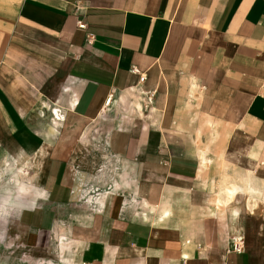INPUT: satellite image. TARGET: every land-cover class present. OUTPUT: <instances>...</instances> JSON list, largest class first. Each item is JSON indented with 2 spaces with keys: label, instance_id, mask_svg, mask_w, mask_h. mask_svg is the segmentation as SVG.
Segmentation results:
<instances>
[{
  "label": "crops",
  "instance_id": "crops-1",
  "mask_svg": "<svg viewBox=\"0 0 264 264\" xmlns=\"http://www.w3.org/2000/svg\"><path fill=\"white\" fill-rule=\"evenodd\" d=\"M94 142L120 188L69 241L77 264H264V196L219 192L249 170L264 187V0H0V229L51 248ZM132 183L155 210L127 206Z\"/></svg>",
  "mask_w": 264,
  "mask_h": 264
},
{
  "label": "rangeland",
  "instance_id": "rangeland-1",
  "mask_svg": "<svg viewBox=\"0 0 264 264\" xmlns=\"http://www.w3.org/2000/svg\"><path fill=\"white\" fill-rule=\"evenodd\" d=\"M134 91L135 93H139L137 90ZM137 95L139 96V94ZM134 99H137L136 95ZM95 143L96 142L90 144L87 149L85 148L83 150L84 153L88 150L90 152L89 154H86V156L76 154L69 165L71 182L75 190V198L71 204L68 216L69 220L60 221L58 231L56 232L59 237L55 239L54 244L52 243V247L36 248L26 244L25 241H23V235L18 233L19 231H17L16 228L14 229L12 227V222L10 226L4 225L6 227L4 229H0V236L3 240H6V245H4V243L3 245H0V264H77L76 258L74 257L75 254L73 252L74 249L76 250L78 248V242H73L74 245L69 246L71 244L69 241L72 238H77L79 234H82L83 230H86V232L93 230V213L98 212L100 199L106 195L108 190L117 191L120 188V185L117 183L119 176L118 170L120 169L119 160H112L108 158V156L102 154L100 149L103 151L104 145ZM84 156L87 157L85 158V162L80 163L79 160H81ZM224 177H226L229 181L230 179L232 180L231 176L228 174H225ZM243 179H245L244 184H239L238 181H233L221 185L219 192H223L224 194L223 188L226 185L236 183L244 186L246 183H249V181L253 182L250 170L249 174H247ZM253 183L256 184L255 182ZM134 185L135 184L132 183V189H134V191H126V195L129 199L127 206L132 208L134 214L138 210H145L148 212H150L152 208L155 210V190H145V193L143 194L148 198L147 201H145V199L138 194L136 185ZM256 186L260 188L261 194L260 197L258 195V198L261 199L259 204L261 206L262 197L264 196V187L260 183L256 184ZM9 188V186H1L2 191L0 192V204L1 207L4 208V211H6L5 209L12 204L11 194L10 191H8ZM227 188L230 190H233L234 188V191L237 189L236 186ZM99 190L103 195H97L96 192ZM251 217L261 219L263 216H261L260 213H256V215H252ZM251 232L252 234H256L253 230L247 233ZM21 241H23V243H21ZM260 250L264 251V247ZM47 257H52L54 259L49 261L47 260Z\"/></svg>",
  "mask_w": 264,
  "mask_h": 264
},
{
  "label": "bare ground",
  "instance_id": "bare-ground-1",
  "mask_svg": "<svg viewBox=\"0 0 264 264\" xmlns=\"http://www.w3.org/2000/svg\"><path fill=\"white\" fill-rule=\"evenodd\" d=\"M239 191H244L248 196H250V199H248L247 200V209L250 211L251 209H252V207H257V206H260L259 204H260V200L261 199H259V201L257 200V199H253L254 197V195L255 196H258L259 195V197H260V194H261V192H260V188H255V187H253L252 186V184H251V182L249 181V183H246L243 187H242V189L241 190H239ZM239 191H234V188H233V190H230L229 189V192H228V194H229V196H230V198H231V203L232 202H234L235 201V199H236V193L237 192H239ZM243 197V196H242ZM263 198V197H262ZM263 200V199H262ZM219 202V201H218ZM220 203V202H219ZM221 205V204H220ZM215 207H218V208H220L219 206H218V204L215 206ZM252 211V210H251ZM233 212L235 213V214H239V211L237 210V209H234L233 210ZM239 232V231H238ZM241 232V231H240ZM253 236H255V234L253 233H251V234H249L248 236H247V238L245 239L244 238V240H245V242L247 241H250V239L253 237Z\"/></svg>",
  "mask_w": 264,
  "mask_h": 264
},
{
  "label": "built area",
  "instance_id": "built-area-1",
  "mask_svg": "<svg viewBox=\"0 0 264 264\" xmlns=\"http://www.w3.org/2000/svg\"><path fill=\"white\" fill-rule=\"evenodd\" d=\"M77 21H78V25H79V27H87V22L84 21L82 18H81V19L78 18ZM91 37H92V36H91ZM131 69L133 70V72L140 73V80H144V79L146 78V75H145L143 72H141L140 69H139L137 66L133 65V66L131 67ZM151 95H152V94H150V96H148V99H149V97H151ZM111 99H112V94H110V95L107 97L106 101L110 103ZM232 245H233L232 250H234V251H235V250L240 251V250H242V249L244 248L243 243L237 241L236 238L233 239V241H232Z\"/></svg>",
  "mask_w": 264,
  "mask_h": 264
}]
</instances>
